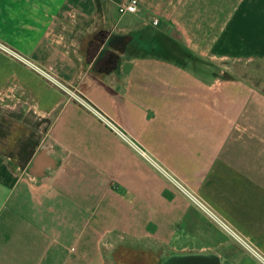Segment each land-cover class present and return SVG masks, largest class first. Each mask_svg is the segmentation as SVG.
<instances>
[{
  "label": "crops",
  "instance_id": "1",
  "mask_svg": "<svg viewBox=\"0 0 264 264\" xmlns=\"http://www.w3.org/2000/svg\"><path fill=\"white\" fill-rule=\"evenodd\" d=\"M124 1L0 0V264H264V0Z\"/></svg>",
  "mask_w": 264,
  "mask_h": 264
},
{
  "label": "built area",
  "instance_id": "2",
  "mask_svg": "<svg viewBox=\"0 0 264 264\" xmlns=\"http://www.w3.org/2000/svg\"><path fill=\"white\" fill-rule=\"evenodd\" d=\"M138 11H139V2H138V0H125L120 6L121 14H135ZM159 24H160V20L159 19L154 20V25H159ZM78 101L92 116H94V118L96 120H98L99 122H101L102 124L107 126L113 132H115V133L119 134L120 136H122V138H124V140H126L127 143L131 144L133 147H135L138 150H140L138 148L137 144H135L131 139H129L127 137V135L124 132H122L117 127V125L114 122H112L104 113H102L100 110L96 109L92 104H90V102H88V101H86L84 99H80L79 98ZM187 193H188V195L191 196V198L195 202L198 203V205L200 207L204 208L209 214H211L215 219H217V217L209 210V208H207L199 199H197L195 196H193L190 192L187 191ZM221 224L224 225L227 229H229L228 226H226V224H223V223H221ZM247 246H249V245L247 244ZM258 256L262 260H264V258L261 255L258 254Z\"/></svg>",
  "mask_w": 264,
  "mask_h": 264
},
{
  "label": "rangeland",
  "instance_id": "3",
  "mask_svg": "<svg viewBox=\"0 0 264 264\" xmlns=\"http://www.w3.org/2000/svg\"><path fill=\"white\" fill-rule=\"evenodd\" d=\"M0 115H1V113H0ZM0 117H1V119H0L1 120L0 121V136H1L4 134V129L5 128L7 129V127H5L4 124L5 123L7 124L8 120L5 119V117H3V115ZM2 128H4V129H2ZM32 143L30 145L34 146V144H32ZM195 203L198 205L197 202H195ZM128 246H130V245H127V246H126V244L124 245V247H128ZM111 259H112L113 263H115V264H139V263L140 264H156L155 256H148L147 257V255H145L144 258L140 259V256H136L134 254L132 255V253H130L129 251H126L124 248H121V250L116 251Z\"/></svg>",
  "mask_w": 264,
  "mask_h": 264
}]
</instances>
